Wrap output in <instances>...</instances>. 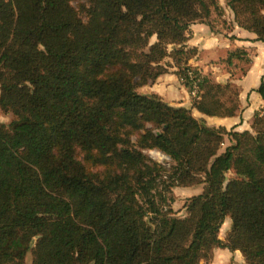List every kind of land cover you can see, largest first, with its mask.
<instances>
[{"label":"trees","instance_id":"1","mask_svg":"<svg viewBox=\"0 0 264 264\" xmlns=\"http://www.w3.org/2000/svg\"><path fill=\"white\" fill-rule=\"evenodd\" d=\"M227 3L264 41V0ZM215 12L220 0H0V107L13 115L0 120V264L31 251L34 264H201L217 247L264 264V114L237 130L193 111L241 115V86L191 63L192 27L214 29ZM167 58L191 107L139 90ZM200 185L180 216L175 187Z\"/></svg>","mask_w":264,"mask_h":264},{"label":"crops","instance_id":"2","mask_svg":"<svg viewBox=\"0 0 264 264\" xmlns=\"http://www.w3.org/2000/svg\"><path fill=\"white\" fill-rule=\"evenodd\" d=\"M192 29L193 35L188 41V44L190 47H198L200 50H203V56L198 55L196 58L191 60V63L201 69L203 72L211 75L216 80V69L221 66H219L220 63L214 62V59H216V57H219L223 53L233 51L234 49L239 47L245 49H251L254 47L256 50L255 56L257 55V51L261 47H263L264 49L263 41H257L254 33L241 28L237 24L233 29L223 28L221 31H214L209 25L205 23H196L193 25ZM220 71L223 73V75H226V79L224 80L229 79V74H232H228L227 72H223L222 70ZM263 77L264 56L258 55V59L255 60L254 58L252 66L248 69L246 74H244L243 76L233 77L231 79L241 86V115L232 117L209 116L200 112L198 109L193 108L195 115L198 117H204L205 119H207L210 125H224L229 129L235 127V129L237 130L250 129L254 122L256 112L264 108V99L261 93L257 90L261 84V80ZM178 79L179 78L175 72L161 75L157 82L153 85L155 89L154 93L163 95L166 101L172 105L191 107L192 103L190 101L192 95L185 85H183V88L180 90V96L178 100H170V98L167 96L168 93H171V91H173L171 87L165 90L161 89L162 82L166 80H174L173 85L175 90L176 82ZM224 150L221 149V151ZM227 222L231 224L229 218L226 220V223ZM222 251L226 255H221L223 253ZM228 255L232 258L233 255L240 256L242 255V253L239 250H216V255H214L215 261H213L214 263L212 262V264H228V262L226 261ZM223 256H225V259L223 258ZM236 261L240 262L237 259Z\"/></svg>","mask_w":264,"mask_h":264},{"label":"rangeland","instance_id":"3","mask_svg":"<svg viewBox=\"0 0 264 264\" xmlns=\"http://www.w3.org/2000/svg\"><path fill=\"white\" fill-rule=\"evenodd\" d=\"M220 1H221L222 6H223V14L218 15L216 12L213 14L211 22L214 26V29H212V30L221 31L223 28L233 29L236 26V23L234 21V17H232V13H233L232 9L229 7L227 0H220ZM155 39H156V37H153L152 41H154ZM230 52L231 51H229L227 53H223L222 55H220L219 57H216V59H214L215 63H220L219 66L221 65L220 67H218L216 69V73H217L216 78L218 81L221 80L220 82H225L227 80L232 79L233 77L243 76L244 74L247 73L248 69L252 66L254 58L256 60V59H258V55L264 56L263 47H261L257 51L256 56H255L256 50L254 47L251 49H247V51L245 53H241L240 58L236 57L235 55L231 56L229 58ZM198 54L203 56V50H200L198 48ZM167 60H168L167 62H172V66L170 67L169 73H173L177 69V67L173 65V61L171 58H167ZM220 70H222L223 72H227L228 74L232 73V74H229V76H230L229 79L224 80V79H226V77H225L226 75H223V73ZM173 81L174 80H166V81L162 82V84H161L162 88L161 89L165 90V89H168L171 87L173 91H171V93H168L167 96L170 98V100H178L179 96H180V90L183 88V85H185V83H183L182 80L178 79L176 82V88L174 90ZM155 83L156 82H150L149 84L141 87L139 90L143 93H149V94L154 93L155 89H154L153 85ZM0 92H1V90H0ZM192 100L193 99L191 98V101H190L191 103H192ZM259 112L264 114V108L259 110ZM12 119H13V115L5 112L0 107V120L9 124ZM229 143H230V141L228 139H226L222 150H224ZM147 153L150 156H152L155 160L163 163L167 167L171 166L172 159L169 155L165 154L164 152L157 150V149H153V150H147ZM203 187H204L203 185H200L198 187H193V188H191V187H186V188L185 187H175V189H174V196H175L174 208L179 212L180 216H186V214H187L186 208H185V203H186L187 199L189 197H191L192 195L201 192L203 190ZM230 225L231 224L228 222L224 224V226L222 228V238H225L228 229L231 227ZM222 249H226V248L217 247L213 252L214 255H216V250H222ZM221 255H226V254L223 252ZM223 258L225 259V256H223ZM236 259L239 260L240 262L236 261ZM33 260H34V255L31 251L30 253H28L27 263L28 264H34ZM213 261H215L214 257L210 261H208V260L206 261L205 259H203L201 264H212ZM226 261L228 262V264H248L247 260L243 256V254L240 256L233 255L232 258L228 255L226 258ZM227 262H224V263H227Z\"/></svg>","mask_w":264,"mask_h":264},{"label":"built area","instance_id":"4","mask_svg":"<svg viewBox=\"0 0 264 264\" xmlns=\"http://www.w3.org/2000/svg\"><path fill=\"white\" fill-rule=\"evenodd\" d=\"M201 70V69H200ZM190 79L191 80H195V89H194V93L197 95L198 93H199V91H198V85H197V80L194 78V74H193V72L191 71L190 72Z\"/></svg>","mask_w":264,"mask_h":264}]
</instances>
